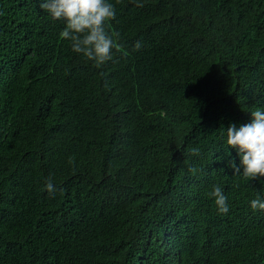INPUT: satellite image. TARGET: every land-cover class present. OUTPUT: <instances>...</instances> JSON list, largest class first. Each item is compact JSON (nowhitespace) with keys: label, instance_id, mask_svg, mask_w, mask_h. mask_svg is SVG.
Listing matches in <instances>:
<instances>
[{"label":"trees","instance_id":"trees-1","mask_svg":"<svg viewBox=\"0 0 264 264\" xmlns=\"http://www.w3.org/2000/svg\"><path fill=\"white\" fill-rule=\"evenodd\" d=\"M108 2L97 68L41 0H0V264H264V183L226 143L264 110V0Z\"/></svg>","mask_w":264,"mask_h":264},{"label":"clouds","instance_id":"clouds-1","mask_svg":"<svg viewBox=\"0 0 264 264\" xmlns=\"http://www.w3.org/2000/svg\"><path fill=\"white\" fill-rule=\"evenodd\" d=\"M137 7H143L139 0H133ZM40 7L52 19L63 20L64 29L60 38L68 40L74 53L82 55L99 68L113 60V52H120V33L110 32L107 26L116 18L115 6L108 0H41ZM142 43L137 41L133 51H138ZM251 122L237 128L235 123L226 129V143L235 149L239 156V164L229 161L234 176L242 175L249 181L264 183V110L251 111ZM193 155H199V149L193 148ZM71 163L74 160L70 159ZM195 172L196 169H190ZM45 190L51 194L57 191L52 178L45 183ZM220 214L229 212L228 197L219 185H214L208 193ZM253 211H264V198L257 195L250 201Z\"/></svg>","mask_w":264,"mask_h":264}]
</instances>
